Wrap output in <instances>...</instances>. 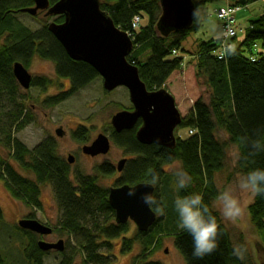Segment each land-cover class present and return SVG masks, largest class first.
<instances>
[{"label":"trees","instance_id":"16d2710c","mask_svg":"<svg viewBox=\"0 0 264 264\" xmlns=\"http://www.w3.org/2000/svg\"><path fill=\"white\" fill-rule=\"evenodd\" d=\"M48 1L53 5L58 0ZM215 1L223 0H195L193 3L198 9ZM256 1L262 3L261 14L244 26L236 55L219 58L221 38L198 42L194 52L195 77L203 82L209 98L208 102L197 99L182 119L179 126L188 130L185 139L176 135L173 149L141 144L135 136L140 120L130 130L111 131L110 141L129 156L124 170L114 181L115 187L145 183L149 168L155 169L160 177L154 193L165 207L164 214L153 210L158 215L154 223L146 232L136 231L130 238L127 237L129 223H115L114 210L108 203V189L97 183L98 174L107 176L114 172L111 165H99L96 176L78 170L71 175L70 166L57 154L56 141L52 137H46L29 149L14 136L32 118L24 99L26 95L20 94V85L13 76L14 63L19 62L27 69L34 57L50 61L54 64L56 78L68 82L67 90L45 99L44 104L48 107L58 105L100 76L88 64L71 60L47 30L44 20L38 30L32 31L17 18L21 9L33 6V0H0V145L7 151L6 156L0 154V179L14 200L34 211L42 208L40 186H51L61 212L55 231L67 237L66 242L63 240L64 249L57 251L61 258L56 264H74L77 256L81 257V264H115V247L126 255L135 243L139 244L140 251L132 258L131 264H162L149 260V257L165 236L174 237V245L186 264H258L251 254L246 253L243 261L233 255L234 245L229 231L212 206L220 193L215 175L225 166L228 144L237 149L236 170L239 173L244 175L254 167H264V153L250 156L248 147L241 142L256 138L257 130L264 129V0H229L228 5L239 10ZM100 2V8L110 16L114 25L129 34L133 48L127 61L137 67L146 89L164 88L167 79L183 64V42L202 23L193 21L187 30L162 36L156 30L161 14L159 0ZM219 7L222 6L213 12ZM143 15L148 22L140 27ZM135 17L138 23L133 28ZM52 21L61 23L63 16H54ZM236 38L231 40L235 42ZM49 86L51 82L46 77H33L30 84L42 92ZM220 132L227 136V140L219 138ZM72 137L86 142L87 128L77 126ZM173 161L180 162L193 177L187 192L201 193L210 212L217 217L218 247L203 259L192 256L191 238L178 228L171 192L166 191L164 195L158 192L162 183L167 184L173 178L163 168ZM14 165L31 173L33 179L21 175ZM248 213L264 250V197L253 199ZM2 216L0 209V220ZM31 218H35L33 213L25 217ZM15 227L27 240L22 249L23 262L42 264L50 251L39 249V235ZM0 264L15 263L4 259L0 249Z\"/></svg>","mask_w":264,"mask_h":264},{"label":"rangeland","instance_id":"374dc122","mask_svg":"<svg viewBox=\"0 0 264 264\" xmlns=\"http://www.w3.org/2000/svg\"><path fill=\"white\" fill-rule=\"evenodd\" d=\"M192 1L195 2V0ZM227 1L229 2V0ZM221 4L222 1H215L198 8L206 19L202 23V26L196 32L191 33L183 42L182 48L185 50V53H181L183 64L165 83L164 88L174 97L175 105L183 118L190 111L192 104L197 99L201 98L205 102H208L209 95L205 85L195 77L194 52L199 41L219 39L224 32L221 22L213 12ZM261 10V1H256L246 7L239 8L235 14V23L237 24L236 41L224 39V42L234 43L237 47L243 38L244 26L247 25L249 20L257 18L261 14ZM44 14L45 11H40L35 16L18 13L17 18L30 30L36 31L40 28L43 20L48 25L54 18V16L45 17ZM147 22V17L143 15L140 27L146 26ZM27 70L32 77H46L50 80L51 86L44 92L36 87H30L27 90L20 87V94L26 95L24 99L30 109L32 118L30 123L19 132L14 133V136L29 149L33 148L46 137H52L56 141L57 154L66 163L69 154L74 157V163L69 165L71 175L74 174V171L78 170L83 174L96 176V168L99 165L105 163L111 165L114 168V172L107 176L98 174L97 183L99 186L107 189L114 187V181L119 175L116 170L117 162L129 156L122 149L114 146L112 142L108 153L97 157L84 155L81 147L90 144L99 133L108 137L110 136L113 130L110 125L111 116L118 111L132 107L127 90L119 87L111 92H104L102 79L99 77L58 105L48 107L44 104L45 99L67 90L68 82L56 78L52 62L37 57L33 58ZM80 125L87 128L88 139L86 142L77 141L72 137V132ZM58 127H61L64 131L62 137H58L55 134V129ZM175 134L179 138L185 139L188 136V130L186 127L178 126L175 129ZM218 136L222 140H227V136L223 132H220ZM0 154L2 156L7 155V151L1 145ZM237 156L236 147L228 144L225 166L222 171L215 175V182L220 192L225 189H232L235 192L242 202L244 213L237 221L229 222L223 218L218 200H215L212 206L219 213L224 225L228 229L234 247L237 245L244 246L247 249L246 253L253 255L258 264H264L263 244L252 225L248 213V206L253 201V198L241 193L238 189V183L243 174L236 170ZM177 162L173 161L164 165L165 172L173 175L175 171L174 165ZM14 166L21 175L33 179L31 173L24 171L18 165ZM40 191L42 208L34 211L23 203L14 200L5 182L0 179V209L3 214L0 220V249L4 259H8L15 264H25L23 262L22 249L27 243L24 234L20 233L15 226L20 219L27 217L29 214L33 213L35 220L52 229L50 235L38 236V241L55 243L59 239H62L66 242L67 237L55 231L61 212L54 200L51 186L49 184L41 185ZM166 191L171 192V198L174 200L176 196L174 176L167 181V184L162 183L158 188V192L161 195H164ZM136 231L137 229L134 224L129 222L127 237L131 238ZM139 251L140 247L138 243H135L132 251L126 255L120 253L119 247H115L113 250L116 256L115 264H131L132 258L138 255ZM60 258L61 256L57 251L51 250L44 256L42 264H56L60 261ZM81 260V257L77 256L74 264H81ZM149 260L159 261L162 264H186L174 245L173 236L161 238L159 244L150 255Z\"/></svg>","mask_w":264,"mask_h":264},{"label":"water","instance_id":"95a60500","mask_svg":"<svg viewBox=\"0 0 264 264\" xmlns=\"http://www.w3.org/2000/svg\"><path fill=\"white\" fill-rule=\"evenodd\" d=\"M100 0H58L53 5L48 0H33V6L21 9V13L35 16L45 11L44 16H63L61 23L49 22L47 30L60 43L67 56L92 67L102 79V88L111 92L119 87L127 90L132 110L118 111L111 116L110 125L116 133L134 128L138 120L141 124L136 130V139L141 144H155L173 149L176 144L175 129L180 125V115L174 97L165 89L148 91L140 80L137 67L127 61L133 44L130 36L116 27L110 16L100 8ZM161 14L156 30L162 36L187 30L192 25V0H159ZM13 76L21 88H30L32 75L19 62L13 64ZM55 134L62 137L61 127ZM108 136L99 133L88 145L81 147L84 155L97 157L105 155L110 149ZM126 162H117L120 172ZM69 165L74 163L72 155L67 156ZM144 183L122 185L108 189V203L114 210L116 224L132 221L139 232H146L156 220V213L146 207L140 199L147 189ZM135 192L130 195L131 191ZM154 192V187L152 189ZM18 227L41 236L52 233V229L35 219H21ZM42 251H62L64 241L55 243L38 241Z\"/></svg>","mask_w":264,"mask_h":264},{"label":"clouds","instance_id":"9594fccd","mask_svg":"<svg viewBox=\"0 0 264 264\" xmlns=\"http://www.w3.org/2000/svg\"><path fill=\"white\" fill-rule=\"evenodd\" d=\"M193 19L196 23H203L206 19L199 9H194ZM223 55L231 57L236 55V45L226 42ZM254 139H245L249 155L255 156L264 153V129L257 130ZM174 185L176 196L172 202V208L178 219V228L191 238L192 256L203 259L212 254L218 247V222L217 217L210 212L204 202V197L198 192H187L193 183V177L180 162L174 165ZM147 179L143 185L147 189L141 194L140 199L150 210L163 215L165 207L162 206L153 187L158 185L160 177L155 169L149 168L145 173ZM238 189L241 193L251 198L264 197V167H254L247 171L239 180ZM185 193V194H182ZM134 195V190L129 193ZM217 200L220 204V212L223 218L229 222L237 221L244 213L241 200L232 189L221 191ZM247 249L237 245L233 249V255L241 261L244 260Z\"/></svg>","mask_w":264,"mask_h":264},{"label":"built area","instance_id":"2783aa9c","mask_svg":"<svg viewBox=\"0 0 264 264\" xmlns=\"http://www.w3.org/2000/svg\"><path fill=\"white\" fill-rule=\"evenodd\" d=\"M238 11V8L232 7L229 5L219 7L217 10L214 11L215 16L221 22L222 27L224 28V32L221 34L222 39H230L236 35V28H235V13ZM138 23V18L135 17L133 20L132 27L136 28ZM226 30V31H225ZM225 44L222 43L220 51H219V58H222L223 55V48Z\"/></svg>","mask_w":264,"mask_h":264},{"label":"flooded vegetation","instance_id":"af4514ba","mask_svg":"<svg viewBox=\"0 0 264 264\" xmlns=\"http://www.w3.org/2000/svg\"><path fill=\"white\" fill-rule=\"evenodd\" d=\"M126 110L131 111V110H132V107H130V109H126ZM124 159H126V161H127V160L129 159V157H125ZM125 165H126V162H125V164H124L122 170H121L120 172L117 171L118 174H121V173H122V171L124 170ZM129 222H132V221L129 220L128 223H129ZM132 223H133V222H132ZM133 224H134V223H133ZM134 226H135V225H134Z\"/></svg>","mask_w":264,"mask_h":264},{"label":"crops","instance_id":"0c3cea01","mask_svg":"<svg viewBox=\"0 0 264 264\" xmlns=\"http://www.w3.org/2000/svg\"><path fill=\"white\" fill-rule=\"evenodd\" d=\"M228 4V1H222V4L220 5V6H223V5H225V4ZM239 25V24H238ZM241 27V26H240ZM173 74V73H172Z\"/></svg>","mask_w":264,"mask_h":264}]
</instances>
